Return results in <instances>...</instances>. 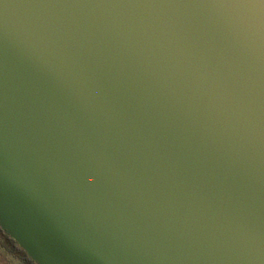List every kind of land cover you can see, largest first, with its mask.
I'll return each instance as SVG.
<instances>
[{
    "label": "water",
    "instance_id": "1",
    "mask_svg": "<svg viewBox=\"0 0 264 264\" xmlns=\"http://www.w3.org/2000/svg\"><path fill=\"white\" fill-rule=\"evenodd\" d=\"M0 227L37 264H264V0H0Z\"/></svg>",
    "mask_w": 264,
    "mask_h": 264
},
{
    "label": "trees",
    "instance_id": "2",
    "mask_svg": "<svg viewBox=\"0 0 264 264\" xmlns=\"http://www.w3.org/2000/svg\"><path fill=\"white\" fill-rule=\"evenodd\" d=\"M0 264H37L20 245L0 227Z\"/></svg>",
    "mask_w": 264,
    "mask_h": 264
}]
</instances>
